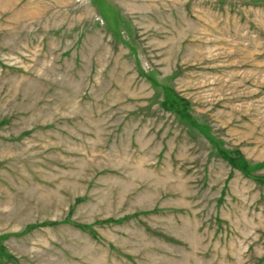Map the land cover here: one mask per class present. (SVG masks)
I'll return each instance as SVG.
<instances>
[{"label": "rangeland", "instance_id": "1", "mask_svg": "<svg viewBox=\"0 0 264 264\" xmlns=\"http://www.w3.org/2000/svg\"><path fill=\"white\" fill-rule=\"evenodd\" d=\"M0 264H264V0H0Z\"/></svg>", "mask_w": 264, "mask_h": 264}]
</instances>
